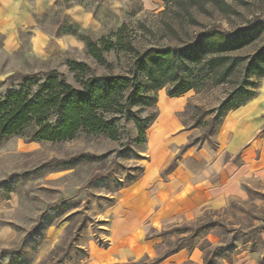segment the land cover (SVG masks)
<instances>
[{
  "label": "rangeland",
  "instance_id": "obj_1",
  "mask_svg": "<svg viewBox=\"0 0 264 264\" xmlns=\"http://www.w3.org/2000/svg\"><path fill=\"white\" fill-rule=\"evenodd\" d=\"M165 1L77 0L86 14L81 33L93 42L115 40L126 24V41L140 51L182 47L203 28L182 21L178 0H168L169 6ZM198 1L194 11L204 26L213 23L211 14L227 11L211 8L214 1H223L231 8L224 22L229 31L263 30L244 51L248 62L264 48V0ZM61 9L58 5L43 19L46 31L67 22ZM107 59L112 70L101 67L79 42L63 58H38L27 38L8 54L0 37V98L18 90L23 76L41 80L54 70L80 88L85 79L69 71L67 60L84 63L100 76L137 71L135 54H109ZM141 80L146 82L144 76ZM263 85L264 79L258 96ZM176 87L169 84L159 91L157 105L149 92L132 108L144 119L157 115L143 145L135 143V124L124 120L116 141L103 135L57 143L15 137L0 141V264H206L216 247L231 244L234 255L240 253L233 264L264 262V231L249 234L264 227V172H245L244 151L226 155L220 133L211 138L216 146L203 141L232 87L192 90L181 102L168 95ZM263 139L264 131L258 143ZM195 140L203 142L191 145ZM219 154L222 165L236 169L211 170L210 161ZM211 222L219 224L211 234L177 249L193 229ZM254 245L257 252L251 253Z\"/></svg>",
  "mask_w": 264,
  "mask_h": 264
},
{
  "label": "trees",
  "instance_id": "obj_2",
  "mask_svg": "<svg viewBox=\"0 0 264 264\" xmlns=\"http://www.w3.org/2000/svg\"><path fill=\"white\" fill-rule=\"evenodd\" d=\"M165 2L169 6L170 1ZM176 4L183 9L180 13L182 21L202 26L195 39L182 47H149L140 51L126 41V24L118 30L115 40L102 38L93 42L83 36L88 54L101 67L112 70L113 65L107 59L109 54H135L136 73L100 76L88 65L68 60L69 71L77 78L85 79L80 88L70 84L65 74L56 70L41 80L36 76H23V85L18 90L9 91L0 98V141L15 137L36 143H57L72 141L81 135H103L116 141L119 139V123L124 120L135 124L138 131L135 143L143 145L157 115L144 119L133 113L132 108L141 104L149 92L154 94L153 102L157 105V93L169 84L179 86L177 91L168 93L170 98H181L192 90L209 86H231L233 92L216 110L213 131L203 137V141L216 146L211 138L219 134L226 117L258 96L260 81L264 79V48L257 51L249 62L244 51L259 39L263 30H242L238 34L229 31L224 22L228 20L227 12L231 8L223 1L212 3V9L218 6L227 11L208 16L213 22L210 28L198 21L194 11L195 7H200L198 0H178ZM143 76L146 82L141 80ZM203 141L195 140L191 145ZM218 226L217 222L198 226L189 238L178 242L177 249H184L200 235L211 234ZM262 231L264 227H259L249 234L260 235ZM235 248L234 244L216 247L211 254L212 262L206 261V264H220V260L233 264L240 255H234ZM256 252L257 246L254 245L251 253Z\"/></svg>",
  "mask_w": 264,
  "mask_h": 264
},
{
  "label": "crops",
  "instance_id": "obj_3",
  "mask_svg": "<svg viewBox=\"0 0 264 264\" xmlns=\"http://www.w3.org/2000/svg\"><path fill=\"white\" fill-rule=\"evenodd\" d=\"M58 5L68 20L57 31H46L43 19L56 10ZM85 19L84 9L77 4V0H0V37L3 49L12 54L21 48L27 38L34 56L43 59L63 58L78 42L85 46L80 29L84 28ZM163 99L165 102L166 99ZM182 99L175 100L181 102ZM221 129L219 139L222 151L231 156L244 151V171H251V174L255 170H258L256 173L264 172V139L258 143V138L264 131V85L259 96L226 117ZM220 156L219 154L211 159V170L219 167L236 169L232 164L222 165Z\"/></svg>",
  "mask_w": 264,
  "mask_h": 264
}]
</instances>
